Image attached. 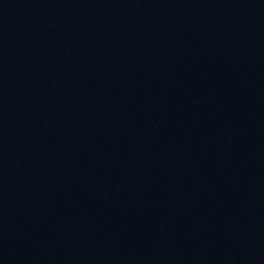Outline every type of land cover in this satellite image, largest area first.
I'll return each mask as SVG.
<instances>
[{
  "label": "water",
  "instance_id": "obj_1",
  "mask_svg": "<svg viewBox=\"0 0 264 264\" xmlns=\"http://www.w3.org/2000/svg\"><path fill=\"white\" fill-rule=\"evenodd\" d=\"M264 127V0H0V218Z\"/></svg>",
  "mask_w": 264,
  "mask_h": 264
}]
</instances>
